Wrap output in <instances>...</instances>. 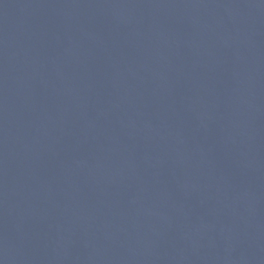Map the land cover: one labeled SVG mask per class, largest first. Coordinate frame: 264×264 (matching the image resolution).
I'll list each match as a JSON object with an SVG mask.
<instances>
[{
  "label": "water",
  "instance_id": "95a60500",
  "mask_svg": "<svg viewBox=\"0 0 264 264\" xmlns=\"http://www.w3.org/2000/svg\"><path fill=\"white\" fill-rule=\"evenodd\" d=\"M0 264H264V0H0Z\"/></svg>",
  "mask_w": 264,
  "mask_h": 264
}]
</instances>
